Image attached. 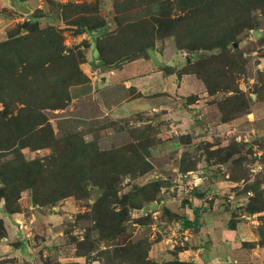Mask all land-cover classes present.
Instances as JSON below:
<instances>
[{"label": "rangeland", "instance_id": "rangeland-1", "mask_svg": "<svg viewBox=\"0 0 264 264\" xmlns=\"http://www.w3.org/2000/svg\"><path fill=\"white\" fill-rule=\"evenodd\" d=\"M150 1L122 0L119 8H115L114 0H28L20 4L30 12L22 13L15 7L14 0H0V42L7 40L8 32L28 21L30 15L42 13L43 17L39 19L42 28L57 27L62 31L65 45L69 49H81L85 53L86 63L81 68L89 77V83L72 88L73 100L70 106L63 111L49 112L48 116L59 137L80 132L87 142L96 143L108 152L129 143L137 145L141 156L149 163L139 168L135 176L122 179L118 185L119 196L137 187H146L150 195H156V200L151 205H144L142 209H130L129 221L123 224L127 232L118 242L132 247L139 241H145L150 259L160 264L180 261L176 257L183 249L197 251L203 248V241L197 235L199 224L194 229H188L189 233L185 234L187 230H183L179 222L183 216H191L195 220V208L200 209L199 223L202 213L208 210L214 212L219 206L230 212V220L237 222L236 226L244 224L247 230L254 228V232H257L256 227L260 224L258 216H244L241 207L253 195L251 192L244 193L245 183L257 181L264 188V37L257 40L253 37L255 30L264 33V11L257 10L249 16L239 13L233 17L234 23L230 26L234 30L240 29L236 41L227 47L228 54L236 56V64L233 65L225 63L226 59L221 56L216 63H207L205 69L201 70L198 65L200 61L213 54H220L221 49L211 52L180 50L172 37L156 41L148 55L137 59L139 64L149 63L144 64L148 66L144 71L149 74L148 77L154 76L153 80L157 84L153 89L160 88L157 85H163V82L168 83L167 73L171 70L167 67L176 66L178 62L180 68L184 67L182 71L188 69L186 62L197 65L195 70H201L202 75L190 74L180 79L178 87L182 88L181 91H188V98L179 95L174 97L170 92L160 93L159 96L174 100L166 98L156 111L153 109L129 116L121 113L116 115L113 107L117 101L110 100L111 93L107 90V79L110 76L107 73L112 72L115 82L129 79L128 72L132 69L130 65L136 61L131 60L138 54L135 53L128 62L120 64L126 57L122 58L109 70L95 66L98 58L96 38L114 35L133 23L141 25L147 19L166 11L167 8L159 4H149ZM82 16L103 19L101 31L94 35L86 32L76 34L77 29L70 22ZM251 21L256 22L258 28L247 27ZM152 59L157 62L151 63ZM225 66L229 67V74L236 79L235 85L239 90L237 96L224 90L210 94L201 78L205 77L212 82L214 78L210 76L209 69L221 70ZM175 84L176 80H171L170 86L174 87ZM238 96L245 98L248 106L243 107V104L236 101L234 97ZM190 104L199 106L188 109ZM126 105L128 108L134 107L131 103ZM236 107L240 112L234 115ZM183 108H187L185 112L192 111L191 122L199 123L187 128L180 125V116L167 115L170 110L181 111ZM2 111L3 106L0 104V113ZM234 116L236 119L224 123L226 118ZM188 142L191 145H184ZM232 147H236L239 153L224 163L232 153ZM23 153L26 160L30 161L43 159L51 154V150L27 148ZM237 159L238 162L234 163ZM193 163L198 165L193 174L185 175L180 171L181 166L190 168ZM233 178H246L248 181L234 183L230 180ZM156 182L166 185L160 190ZM98 188L90 186L89 196L81 199L75 196L57 203L38 205L32 190H26L20 196L18 203L21 209L18 213L8 212L5 201H2L0 221L4 222L6 236L0 239V264L111 263L110 258H115L111 255L112 250L104 252L110 248L109 243L100 241L101 236L94 228L93 216H89L98 199ZM43 190L49 192L52 188L43 187ZM5 216L11 218V224L8 220L5 222ZM140 221L145 224L140 225ZM77 241H85L87 244L79 254ZM90 241L94 242V249L89 248ZM125 256V260L115 259L114 264H137L135 256ZM192 256L186 253L182 262L195 264L191 260ZM257 257L252 264H264V253Z\"/></svg>", "mask_w": 264, "mask_h": 264}, {"label": "trees", "instance_id": "trees-1", "mask_svg": "<svg viewBox=\"0 0 264 264\" xmlns=\"http://www.w3.org/2000/svg\"><path fill=\"white\" fill-rule=\"evenodd\" d=\"M15 1L22 4L28 0ZM121 1L114 0L115 8H119ZM149 4H159L167 9L141 25L133 23L114 35L96 38L98 58L95 66L109 70L122 58L135 53L138 55L131 61L137 60L148 55L156 41L167 37L174 38L180 50L211 52L221 49L220 54L200 61L198 65L201 70L205 69L207 63H216L221 56L226 59L225 63L233 65L236 64V56L229 55L227 47L236 41L240 33V29L234 30L230 26L234 23L233 17L239 13L249 16L257 10L264 11V0H151ZM41 17L42 13L30 15L28 21L8 32L7 40L0 42V104L3 106L0 113V204L5 201L8 212L18 213L21 209L18 203L20 196L26 190H32L38 205L57 203L68 197H88L90 186L100 187L98 199L89 216H93L100 241L109 243L110 248L104 252L112 250L111 255L115 257L110 258L109 264H114L115 259L125 260V255L135 256L137 264H158L150 259L145 241H139L132 247L118 242L127 232L123 224L129 221L130 209H142L156 200V195H150L146 187H137L119 196L118 185L122 179L135 176L138 169L148 162L141 156L137 145L129 143L108 152L96 143L87 142L80 132L67 133L62 137L55 133L48 113L67 109L73 100L72 88L85 85L90 80L81 68L86 63L85 53L81 49H69L62 31L57 27L42 28L39 22ZM248 23L247 27L258 28L256 22ZM70 25L77 29L76 34L86 32L94 35L101 31L104 20L82 16L72 19ZM239 57L242 59L241 55ZM186 64L188 69L182 71L184 67H181L179 75H202L201 70H195L197 65ZM229 73V67L225 66L221 70L209 69L210 76L214 78L212 82L201 78L210 94L224 90L237 96L236 79ZM107 88L111 93L110 100L117 101L113 108L135 96L133 88L125 92L121 90L122 87L118 92L114 90L115 87L107 85ZM127 95L128 98H125ZM234 98L243 107L248 106L242 96ZM239 112L238 107L234 108V115ZM233 119H236L235 116L226 118L224 123ZM191 142L184 145L189 146ZM27 148L50 149L51 154L43 159L28 161L23 153ZM238 153L237 148L232 147V153L224 163L231 161ZM238 160L233 162L237 163ZM197 163L190 168L181 166L180 171L185 175L193 172L198 167ZM230 180L234 183L248 181L246 178ZM155 184L160 190L166 185L160 182ZM43 187L52 190L46 192ZM250 192L252 197L241 207L243 215H257L260 224L255 232L258 240L244 243V246L264 248V188L257 181L245 183L244 193ZM193 210L197 215L195 220L188 216L179 218L183 230L194 229L199 224L200 209ZM140 223L145 224L143 221ZM236 223L231 219L227 226L234 229ZM0 230L3 231L1 239L6 236L3 220L0 221ZM76 243L79 254L87 244L85 241ZM93 243H88L89 248H95ZM160 264L191 263L176 260Z\"/></svg>", "mask_w": 264, "mask_h": 264}, {"label": "crops", "instance_id": "crops-1", "mask_svg": "<svg viewBox=\"0 0 264 264\" xmlns=\"http://www.w3.org/2000/svg\"><path fill=\"white\" fill-rule=\"evenodd\" d=\"M156 58V57H155ZM157 62L156 60L151 61V63ZM144 64H149L144 62L139 64L138 60L132 62L130 66H132L131 70L128 72L129 79L124 81L115 82L113 80L112 72H109L110 78L107 79V84L110 87H115L114 90L118 92L119 88L122 87V91L125 92L127 89H134L135 96L129 99L123 100L118 106H116L113 110L114 114H124L126 116L146 113L150 110H157V107H160L162 103L165 102L166 98L170 99V97L159 96L160 93L166 94L170 92L174 97L179 95L180 97H187L188 94L186 91H181L182 88L178 87L180 85V79L183 77H187L190 75H179L178 70L180 69V63L178 62L176 66H170L171 72L167 73L166 81L168 83H164L163 85H157L160 88L153 89L155 87L154 76L150 75L149 77L146 71L148 66H144ZM161 67V65H160ZM176 80V84L174 87L170 86V82ZM178 80V83H177ZM170 86V87H169ZM173 89V90H172ZM174 100V98L170 99ZM128 103H131L132 108H128ZM147 105L146 107L144 105ZM194 106L199 105H189L188 109ZM145 107V108H144ZM187 108H183L180 110H170L167 115L170 116H180L181 117V126H187L190 128L195 125V123H199V121L191 122L192 111L185 112ZM173 111H177V113L173 114ZM166 115V116H167ZM193 120V119H192ZM201 124V123H200ZM188 173H194L188 172ZM218 207V208H217ZM214 212H210L201 214V219L199 223V233H197L198 237H200L201 241H203V248H199L197 251H194L190 248L183 249L178 252L177 259L180 261H184L183 256H186V253L192 254V259L195 264H252L258 258L259 254L264 253V248L257 246L256 248H247L244 247L243 243H254L258 240L257 234L254 232V228L248 230L245 228L244 224H237L234 229H229L227 224L230 220V212H227L217 206ZM203 212V211H202ZM190 219H193L191 216H188ZM5 222L8 220L11 224V218L9 216H5ZM6 227L8 225L6 223ZM189 230L185 231V234H188ZM189 262V261H186Z\"/></svg>", "mask_w": 264, "mask_h": 264}, {"label": "water", "instance_id": "water-1", "mask_svg": "<svg viewBox=\"0 0 264 264\" xmlns=\"http://www.w3.org/2000/svg\"><path fill=\"white\" fill-rule=\"evenodd\" d=\"M14 5L15 7L21 11L22 13H29L30 10L24 6H22L20 3H18L17 1L14 0ZM253 37L255 40L259 39L260 37H264V33L263 32H260L259 30H255L253 31ZM236 46V45H235ZM135 54L133 55H130L126 58H124L123 60H121L119 63L121 64L122 62H128L131 58L134 57Z\"/></svg>", "mask_w": 264, "mask_h": 264}, {"label": "built area", "instance_id": "built-area-1", "mask_svg": "<svg viewBox=\"0 0 264 264\" xmlns=\"http://www.w3.org/2000/svg\"><path fill=\"white\" fill-rule=\"evenodd\" d=\"M188 174H192V173H188ZM20 228L23 229V226L21 225Z\"/></svg>", "mask_w": 264, "mask_h": 264}]
</instances>
